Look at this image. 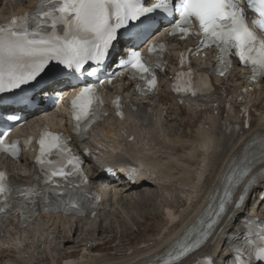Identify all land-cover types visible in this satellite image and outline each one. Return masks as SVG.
<instances>
[{"label":"snow or ice","instance_id":"obj_1","mask_svg":"<svg viewBox=\"0 0 264 264\" xmlns=\"http://www.w3.org/2000/svg\"><path fill=\"white\" fill-rule=\"evenodd\" d=\"M246 9L255 14L251 20L253 27H249ZM156 12L175 20L169 34L179 33L181 39L194 34L193 24L198 27L200 43L181 54V66L186 63L188 55L202 47L215 45L219 49L216 58L219 75L223 76L231 66L230 56L234 54L242 65L250 67L249 79L258 81L264 78V38L253 30L264 31V0H155L150 5L145 0H36L32 11L13 16L0 25V93L31 84L48 71L55 73L57 69H49L52 62L71 73L83 72L85 66L92 62L96 67H90L87 74L97 76L114 42L118 41L120 30ZM163 49L162 44H152L148 53L158 57ZM120 66L130 71L134 78L144 81L142 86H138L143 94L156 87L154 69L163 70L162 61L145 59L136 50L130 51L127 59L120 61ZM196 75L202 74L194 73L192 69L177 73L171 85L172 91L191 97L210 93V82L203 78L196 81ZM107 82L112 83L113 80ZM242 91L247 92L248 89ZM98 92L95 84H88L80 88L71 100L74 131L78 135H86L87 127L101 114L102 101ZM113 104L122 118L120 97H116ZM240 111L246 115L248 110L245 107ZM10 119L18 118L13 116ZM6 135V132L0 134V150L17 157V142L7 144L3 138ZM30 142L31 138L25 139V145ZM37 143L39 152L35 163L43 175L42 183L40 176H36L32 186H19L0 171V216L11 215L14 211L19 213L20 228L36 214L38 203L45 212L63 211L67 214L75 211L83 215V208L89 201L87 177L81 170L82 161L72 155L68 142L61 135L44 129ZM252 163L246 159L231 171L218 210L206 226L189 230L169 246L165 255L157 259V264H178L210 238L220 216L231 203L235 189L250 172ZM128 179L134 177L129 176ZM250 186L245 187L235 203L236 210L241 208ZM200 224H205V221L201 220ZM246 227L249 231L243 243L232 248V264H264V224L250 220ZM198 264H215V260L205 257Z\"/></svg>","mask_w":264,"mask_h":264},{"label":"bare ground","instance_id":"obj_2","mask_svg":"<svg viewBox=\"0 0 264 264\" xmlns=\"http://www.w3.org/2000/svg\"><path fill=\"white\" fill-rule=\"evenodd\" d=\"M10 3L14 2L15 0H9ZM1 12H4L6 14H9L12 12V8L9 11H3L1 8ZM1 16L0 18H4L5 16ZM264 97V83L259 87V92L256 97V101L258 100L257 104L263 99ZM157 103L160 105L165 106V104L158 98L156 99ZM259 109L263 112L260 113L258 117L256 118L257 121H255L254 125L247 131L243 132L242 134L236 136L234 134H231L227 131L226 127L224 126H218V132L216 136L214 137V141H209L207 136L202 131V120H211V124L215 123V119L212 118V110H208V114L206 111H204L203 119L201 118V121L198 120H192V126L195 128V144L198 146L199 154H200V163L203 164V169L201 172L197 173L196 177H187L188 170L184 171L182 169V174L185 176L184 180L179 179L177 181L176 185L179 186L184 193H182L181 197H179V200L177 202V210L174 212L175 207H172V210L168 213V217L165 218V225L162 227L160 233L157 235L158 238L153 240L151 243H144V245L138 246L135 250H129L128 253L123 254L121 251H119L118 245H120L121 240L116 245L117 252H112L109 247H107L112 241H107L102 245H92L90 249H86V252H84V257L79 256V260L73 264H146L153 260L156 257H160L161 255H164L165 251L169 248V246L174 244V241L183 233L186 234L196 223L197 221L203 216L205 209L208 205L209 200H212L215 198L220 190L223 188L225 184L226 175L230 169V167L242 156V154L245 152L246 148L250 143H252L255 140H259L264 138V103L259 106ZM169 111L177 110V107H175L172 103L169 102ZM190 115H194L195 118L197 116L198 111L195 109H190L187 111ZM160 115V112H159ZM158 115V116H159ZM194 118V119H195ZM40 123V121H39ZM49 123V122H47ZM124 124V123H123ZM180 125V124H179ZM118 126H122L121 123H118ZM158 120L156 119L154 125H150L145 129L144 137L140 140L141 143L138 146L137 145V151L135 153V157H130L129 160L126 158H118L116 161V165H112L115 170L112 177L119 179V181L113 182L111 185L112 197L117 198L124 194L132 195L135 194L134 197H131V199L135 198V203H137L141 207H146V202L151 200L149 193H147L151 189L159 190H166L167 185L169 183L170 177L169 174L174 171L173 165L168 164L165 162H162L163 166L165 167V172L162 176H157V174H149L147 171H138L136 167L134 166V162H140L145 167H150L152 169L159 170L158 168V160H152L151 158H147V156L151 155H166L165 157H172V156H180L182 155V152L184 153L189 148L186 146V142L182 140L181 138L173 139L168 144L172 145L167 147H164L166 144L164 141L159 140L158 136ZM182 127H188L186 124V121H183L181 123ZM102 135H104V140L108 137V135L111 136L112 130H106L101 131ZM116 133V131H115ZM116 134H114L115 136ZM117 138V136H116ZM176 138V137H175ZM94 140V139H93ZM153 146V149L155 150V153L149 155L146 153V150ZM190 151V149H189ZM188 152V151H187ZM170 155V156H167ZM181 157V156H180ZM101 159H109L110 157L101 156L99 157ZM188 162L187 160H185ZM183 163V162H182ZM178 164H175L176 166ZM181 165V164H180ZM183 165V164H182ZM97 165H94L93 172L94 175H96L97 179L101 178V175L99 174L102 168L96 167ZM121 166V167H119ZM199 167V165H198ZM176 168V167H175ZM257 168V165H254L251 168V172L255 171ZM122 169V171L120 170ZM119 170V171H118ZM172 175V174H171ZM180 175V174H179ZM129 176H135V182L132 183L129 181ZM249 177V174L241 181H245ZM107 183H112V180L110 178H107ZM201 182L202 186H201ZM167 183V184H166ZM246 182L243 183L242 186L245 185ZM171 188V187H170ZM176 188V187H175ZM106 188L102 189L103 196H106ZM262 188H258L254 190V194L256 195L255 199H251L246 206V210L253 213H260L261 215L264 214V201H260V192ZM241 193L240 186L236 188L235 196L239 197ZM137 195V196H136ZM172 205V204H171ZM158 206V205H157ZM237 214H230L226 212L224 216L221 218V220L217 223L215 226L212 235L210 238L199 248L200 251L191 252L188 254L187 257L182 258V262H178V264H192L195 261V254L198 255L199 252H205L208 253L211 250L212 256H216L219 258H223L225 255L223 254V250L218 251L217 248H219V245H215L214 243L217 241V239L224 233L228 228H231L233 225H235L237 220ZM142 217V216H141ZM154 217V216H152ZM158 217V216H157ZM100 218L98 216L94 220H89L88 218L85 220H77L74 217H64L60 219H56L55 217L50 216L49 225L53 227H57L59 225L61 228L60 231H57V237L53 241L63 247L64 249L69 245H72L73 247L77 249L86 248V242L88 241H94L90 240V236H94L95 233H101L102 235H111L116 236L115 232L112 230H107L102 228L97 219ZM147 217H144L143 219L146 220ZM159 219V218H158ZM39 220V219H38ZM40 221V220H39ZM39 221H35L32 224L28 225V231L33 232V238L31 239L30 246H27V249L25 251H30L33 257V261L36 262L37 255L40 254V248L37 247L40 243V240L37 238V234L39 236L43 237L44 232L46 230L44 228H39L41 230V234L35 229V225L38 224ZM76 221H78L76 223ZM85 222L84 226L81 227V235L84 231H88L85 236L80 241L73 240L74 235L78 231L79 225H81V222ZM8 222V221H7ZM164 222V221H163ZM174 222H178V227L174 230V232H171L170 234L165 235V230L172 231V228H174ZM119 226V225H118ZM221 226V227H220ZM123 227V226H121ZM125 227V226H124ZM220 229V230H219ZM141 230V229H140ZM13 231V230H12ZM217 232V234H216ZM25 234V233H24ZM15 237H21V235H18L16 232H14ZM80 235V236H81ZM98 236V235H97ZM127 235H121V238L126 237ZM28 239V238H26ZM127 239V238H126ZM29 240V239H28ZM108 240V239H107ZM103 239H101L102 243ZM117 241V240H115ZM5 243L4 238H0V246L1 244ZM21 244L20 247L17 248V253L19 254V260L22 264H28V262L22 260V253H25L23 251L24 246L26 244ZM56 244V246H57ZM115 245V244H114ZM213 245H215L214 249H212ZM123 247V246H122ZM72 248V247H71ZM94 249V250H93ZM125 249V248H124ZM138 249V250H137ZM8 249L5 247H0V254L1 256L5 251ZM89 250V251H88ZM96 250H99L100 252H108L109 257L101 258L99 260L94 259L90 260L91 256L90 254L92 252H96ZM216 250L215 252H213ZM74 252V251H73ZM76 252V251H75ZM119 252V253H118ZM130 252V253H129ZM162 252L164 254H162ZM21 253V254H20ZM68 256L61 257L62 263L64 264H72L67 263V260H70L71 257L74 255L73 253H69ZM61 255V254H60ZM80 255V254H79ZM193 256V257H192ZM40 257L42 258V255L40 254ZM53 259V258H52ZM41 262H44V258L41 259ZM70 262V261H69Z\"/></svg>","mask_w":264,"mask_h":264},{"label":"rangeland","instance_id":"obj_3","mask_svg":"<svg viewBox=\"0 0 264 264\" xmlns=\"http://www.w3.org/2000/svg\"><path fill=\"white\" fill-rule=\"evenodd\" d=\"M1 7L3 11L4 10L8 11L9 9L12 8V6L6 7L3 5ZM165 108L166 107L163 105H160L159 108V110L161 111L158 117L159 140L160 141L162 140L165 143H169L173 139L181 138L186 142V146L190 149V151L189 149L187 150L188 152L187 151H185L184 153L182 152V155H180L181 157L180 156L165 157L166 155L161 156L162 158L160 159V161H164L165 163L172 164L174 168V171H172L168 176L170 177V179H168L169 183L167 185L166 190L157 191V188L149 190L147 193H149L151 200L146 202V207H141L137 203H135L136 201L135 198L131 199V197H134L135 194L132 195L124 194L120 197L112 198L113 203L106 207V214L102 218L103 221L101 223V226L104 229L112 230L113 232H115L116 236H111L107 234L101 236V233L97 234L96 232L94 236L92 237L90 236L89 238L90 240H94V241L86 242L87 243L86 248L77 249L72 245H69L66 247L69 249H64L63 251V247L59 246L58 244L56 246L57 242L55 243L53 241L54 239H52L53 235L55 234V227L48 225L49 229L46 232H44V237L42 238L43 241L47 239V242L44 243L43 249H40V254L44 258H46V262L43 264H64L62 263L61 257L68 256L70 255L69 253H73L74 255L71 257L70 260H67V263H72V264L73 262L76 263L79 260V256L84 257L83 254L84 252H86V249H89V247H91L92 245H102L107 241H112L107 246L110 248L112 252L114 253L115 251L117 252L116 249L117 247H119L120 249L119 251H121V253L123 254H126L128 253L129 250H135L136 248H138V246L144 245V243L145 244L151 243L153 240L158 238L157 235L160 233L162 227L165 225L164 223L166 220L164 217L166 218L168 217V213L172 210V207H175L174 212L177 210L176 205L179 200V197H181L182 193H184V191H182L183 189H181L179 186H174V187L172 186L176 185L179 179L181 180L185 179V176H183L182 172L188 170L187 177L194 178L196 177L197 173L201 172L203 169V164L200 163L201 158L199 157L200 156L199 149L198 146L195 144L196 142L194 139L196 137L195 128L191 127L193 124L192 120L199 121L200 118L203 117V115L197 114L195 118L194 115L184 113L182 110L180 111L179 109H177V110L167 111ZM260 113L261 111L259 110L256 111L257 115H259ZM183 121H186L188 127L180 126ZM56 122L57 123H55V120L52 121L53 124H58V121ZM116 127L117 126L114 123V121L106 120L105 122H103L100 129L102 131H106V130L114 131ZM100 147L105 152L114 150V144H112L110 140H106V142L101 143ZM153 152H155V150L151 145L147 149V153H153ZM185 160H187L188 162H186ZM175 164L178 165L174 166ZM10 166L11 168H18V166H14L12 164ZM182 169L184 171H182ZM12 171L14 173L18 172L17 169H12ZM108 190L109 187H107V191ZM106 198L109 199V196ZM144 217H147L146 220L143 219ZM10 232H12V229L8 228L7 233L11 235V237L9 236L10 237L9 241L14 240L15 237L14 234H11ZM33 235L34 234L32 231L31 232L26 231L25 234H23V238L21 241H19V239L15 237V243H13L12 241L10 242L6 241L5 243L1 244L0 247H5L8 250L5 251L2 256L0 254V264H22L21 261L19 260V254L17 253L16 249L20 247V242L21 244L25 242L24 243L26 244L25 248H27V246H30L31 240H27L26 238L29 239L30 237H33ZM80 235H81V227H79V230L76 232V234L73 237L74 242L82 240L83 236ZM121 235H127V236L121 238ZM101 239H103L102 243H101ZM119 239L121 240V243L116 247V245L120 241ZM40 254L37 255L36 261L38 263L36 262L35 264H42L40 263L41 261ZM109 255L111 254H109L108 252H100L99 250H96V252H92L90 254L91 256L90 260L91 259L92 260L94 259V261L99 260L101 258L109 257ZM30 264H33V262Z\"/></svg>","mask_w":264,"mask_h":264}]
</instances>
